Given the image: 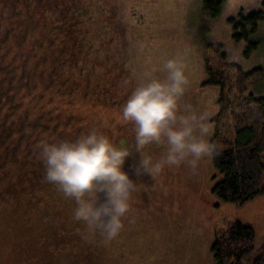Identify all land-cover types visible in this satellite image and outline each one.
<instances>
[{"label": "trees", "instance_id": "obj_1", "mask_svg": "<svg viewBox=\"0 0 264 264\" xmlns=\"http://www.w3.org/2000/svg\"><path fill=\"white\" fill-rule=\"evenodd\" d=\"M118 1L0 0V236L12 243L16 264H111L126 253L74 220L75 203L46 180L38 147L41 140L76 139L92 129L119 147L127 143L129 125L101 113L122 112L136 86L125 62ZM227 1L203 0L202 87L220 90L221 129L211 142L220 181L213 194L245 206L264 196V97L246 94L251 81L263 82L264 69L245 72L229 63L222 45L206 41ZM228 22L233 39L247 43L246 56L260 48L264 9ZM210 253L213 264H264L256 230L244 222L216 238Z\"/></svg>", "mask_w": 264, "mask_h": 264}, {"label": "rangeland", "instance_id": "obj_2", "mask_svg": "<svg viewBox=\"0 0 264 264\" xmlns=\"http://www.w3.org/2000/svg\"><path fill=\"white\" fill-rule=\"evenodd\" d=\"M117 5L128 41L125 62L134 82L137 84L145 72L153 68L157 69L155 75L164 80L167 73L162 69L163 63L169 59L180 61L188 79L180 103L206 117L208 133L203 139L211 143L221 129L216 122L220 90L202 87L206 80L202 46L205 34L201 35L205 22L203 0H119ZM263 9L262 0H228L222 16L211 23V31L206 36L207 42L222 45L229 63L245 72L264 69V22L257 37L260 48L246 56L247 43L233 39L228 20L237 18L240 13ZM248 93L264 97V80L262 83L251 81ZM76 105L92 108L81 103ZM103 111L101 113L109 119L122 120L120 111L112 110L108 114ZM124 123L129 125V137L121 147L132 151L124 170L137 187L132 193L131 210L123 221L124 233L112 240L114 251L122 246L126 253L118 257L110 255L111 264H213L212 242L239 222L252 226L257 233L258 249L264 247V196L245 206L217 199L213 193L220 177L213 166L212 155L203 157L195 170L185 162L165 166L155 178L148 173L138 175L141 152L135 150V126L131 122ZM233 130L234 127L229 128L230 139ZM166 148V145H149L145 154L159 160ZM9 238L12 242L17 239ZM11 245L6 237L0 236V264H16L11 256Z\"/></svg>", "mask_w": 264, "mask_h": 264}, {"label": "clouds", "instance_id": "obj_3", "mask_svg": "<svg viewBox=\"0 0 264 264\" xmlns=\"http://www.w3.org/2000/svg\"><path fill=\"white\" fill-rule=\"evenodd\" d=\"M162 69L167 73L164 80L155 75V68L145 72L127 96L121 114L124 122L135 126V150L141 152L137 174L148 173L153 178L165 166L185 162L195 170L203 157L215 151L203 139L208 133L206 117L180 103L188 84L183 64L169 59ZM153 144L167 146L159 160L145 154ZM38 147L46 180L75 203L74 220L99 233L105 242L118 237L137 187L124 170L132 151L117 146L98 129L76 139L41 140Z\"/></svg>", "mask_w": 264, "mask_h": 264}]
</instances>
